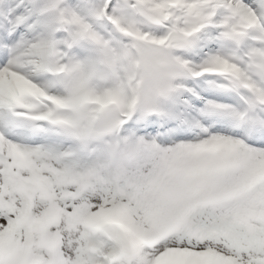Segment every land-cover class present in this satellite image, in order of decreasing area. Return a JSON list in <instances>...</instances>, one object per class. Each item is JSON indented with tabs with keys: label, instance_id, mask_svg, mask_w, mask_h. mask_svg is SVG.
<instances>
[{
	"label": "snow or ice",
	"instance_id": "obj_1",
	"mask_svg": "<svg viewBox=\"0 0 264 264\" xmlns=\"http://www.w3.org/2000/svg\"><path fill=\"white\" fill-rule=\"evenodd\" d=\"M0 264H264V0H0Z\"/></svg>",
	"mask_w": 264,
	"mask_h": 264
}]
</instances>
